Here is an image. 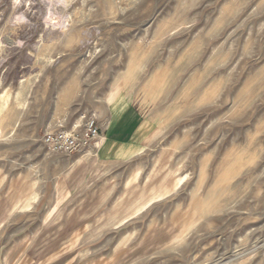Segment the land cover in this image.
<instances>
[{
    "label": "rangeland",
    "instance_id": "obj_1",
    "mask_svg": "<svg viewBox=\"0 0 264 264\" xmlns=\"http://www.w3.org/2000/svg\"><path fill=\"white\" fill-rule=\"evenodd\" d=\"M128 106L137 154L42 143ZM10 112L0 264H264V0H0Z\"/></svg>",
    "mask_w": 264,
    "mask_h": 264
},
{
    "label": "crops",
    "instance_id": "obj_2",
    "mask_svg": "<svg viewBox=\"0 0 264 264\" xmlns=\"http://www.w3.org/2000/svg\"><path fill=\"white\" fill-rule=\"evenodd\" d=\"M112 115V116H111ZM111 120L100 123V138L98 144L99 156L104 158L127 157L139 152L135 137L141 125V114L129 106L121 111L111 113ZM7 128L0 129L1 133H16L19 127L16 115H9Z\"/></svg>",
    "mask_w": 264,
    "mask_h": 264
},
{
    "label": "built area",
    "instance_id": "obj_3",
    "mask_svg": "<svg viewBox=\"0 0 264 264\" xmlns=\"http://www.w3.org/2000/svg\"><path fill=\"white\" fill-rule=\"evenodd\" d=\"M100 138V127L94 116L85 119L81 126L70 130L58 129L45 133L42 143L46 149L55 154L72 156L96 145Z\"/></svg>",
    "mask_w": 264,
    "mask_h": 264
},
{
    "label": "bare ground",
    "instance_id": "obj_4",
    "mask_svg": "<svg viewBox=\"0 0 264 264\" xmlns=\"http://www.w3.org/2000/svg\"><path fill=\"white\" fill-rule=\"evenodd\" d=\"M12 98H13V96H12ZM14 100V99H13Z\"/></svg>",
    "mask_w": 264,
    "mask_h": 264
}]
</instances>
